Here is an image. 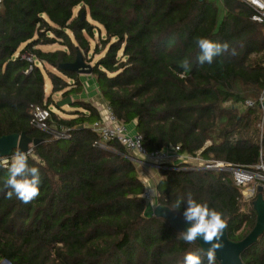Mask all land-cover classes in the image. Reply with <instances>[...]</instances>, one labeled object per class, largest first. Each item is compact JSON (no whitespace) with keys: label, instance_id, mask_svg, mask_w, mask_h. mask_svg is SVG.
Returning <instances> with one entry per match:
<instances>
[{"label":"trees","instance_id":"16d2710c","mask_svg":"<svg viewBox=\"0 0 264 264\" xmlns=\"http://www.w3.org/2000/svg\"><path fill=\"white\" fill-rule=\"evenodd\" d=\"M219 3H0V137L24 133L38 140L29 164L41 172L39 195L25 204L6 196V168L0 166V263L183 264L187 253L201 250L197 241L184 242L183 230L169 219L146 214V189L135 165L117 143L109 144L115 152L96 146L99 137L90 127L98 112L88 101L73 99L82 91L78 75L59 66L74 62L77 52L88 64L97 57L91 75L100 96L119 121L135 122L148 152L179 147L209 162L264 164V111L258 103L264 90V24L253 23L239 0ZM200 38L228 48L212 64L200 65ZM57 44L60 49H44ZM185 59L191 64L186 72L180 66ZM59 92L71 98L68 110L53 100ZM247 100L254 106L241 108ZM35 106L48 110L49 126L68 137L34 129ZM158 173V206L169 209L178 197L191 195L224 214L232 242L254 228L257 197L243 200L228 173L183 164ZM169 210L185 222L182 211ZM240 259L264 264V232ZM202 262L207 264L206 255Z\"/></svg>","mask_w":264,"mask_h":264},{"label":"built area","instance_id":"2783aa9c","mask_svg":"<svg viewBox=\"0 0 264 264\" xmlns=\"http://www.w3.org/2000/svg\"><path fill=\"white\" fill-rule=\"evenodd\" d=\"M2 1L3 0H0V3ZM239 1L250 9V20L253 23L264 24V0ZM22 58L28 62H32V58L27 55H23ZM29 70L26 71V73H28ZM84 87H86V85ZM90 101L89 103L96 109L99 115V120L90 127L92 132L99 137V141L96 143L99 149L115 152L109 144L112 142L117 143L123 148L125 152L124 156L129 159L136 168L138 166L151 167L157 172L168 166H177L179 164H183L187 169L191 170L223 171L230 175L233 185L240 189L243 200L250 201L256 198L259 194V187L262 188L261 195L264 198V164L262 162L252 168H243L221 162H209L200 158L198 154L191 156L185 152L182 153L179 147L148 152L143 147L142 137L136 132L131 133L128 129L129 127L115 117L109 105L102 99L99 92H97V97ZM263 102L264 90L258 98L259 106H261ZM254 104L253 101L247 100L240 107L243 109L250 108L254 106ZM30 116V125L34 129L51 133V127L48 124V110L35 106L31 108ZM67 137L68 136L64 132L60 138ZM206 145H209V143H206ZM10 158L11 156L0 159V166L5 168L3 160ZM143 197L146 201L153 199L150 190H145Z\"/></svg>","mask_w":264,"mask_h":264},{"label":"clouds","instance_id":"9594fccd","mask_svg":"<svg viewBox=\"0 0 264 264\" xmlns=\"http://www.w3.org/2000/svg\"><path fill=\"white\" fill-rule=\"evenodd\" d=\"M199 48L197 62L200 65L212 64L215 57L227 50V44L200 38L196 41ZM180 66L186 71L190 70L191 64L188 59L181 62ZM183 76V73L180 74ZM30 153L16 150L10 159L3 160L6 168L3 187L8 189L6 196H15L23 203H28L39 195L41 184V172L36 166L29 164ZM152 203L155 205L156 201ZM169 209L182 211V216L190 226L186 231L179 233L180 238L186 243H193L201 237L204 242L210 243L205 252L201 248L197 252H189L184 256L183 264H203L202 255H206L207 264H216V250L221 247L220 239L226 228L224 214L207 203H201L191 195L178 197Z\"/></svg>","mask_w":264,"mask_h":264},{"label":"water","instance_id":"95a60500","mask_svg":"<svg viewBox=\"0 0 264 264\" xmlns=\"http://www.w3.org/2000/svg\"><path fill=\"white\" fill-rule=\"evenodd\" d=\"M202 2L203 0H198ZM84 18V14L82 16ZM59 69L78 75H91V65L86 63L82 55L77 52L76 58L72 63L61 64ZM71 98L67 97L57 102V107L70 106ZM264 111V102L260 106ZM262 126H264V114L262 118ZM51 134L60 138L64 132L58 131L55 127H51ZM38 144V140L29 139L24 133L20 135L12 134L0 137V159L11 156V153L16 150H21L30 153L32 149ZM259 194L255 202L256 209V223L251 232L241 241L232 242L228 240L226 231L224 229L223 236L220 239L221 247L216 250V261L219 264H242L240 256L253 245L264 232V198L261 195L262 188H258ZM154 217L167 218L169 221L180 230L186 231L190 226L181 219L175 217L168 208L156 205L152 211ZM197 242L205 252L210 247V243L203 241L201 237L197 238ZM0 264H10L7 260H3Z\"/></svg>","mask_w":264,"mask_h":264},{"label":"crops","instance_id":"0c3cea01","mask_svg":"<svg viewBox=\"0 0 264 264\" xmlns=\"http://www.w3.org/2000/svg\"><path fill=\"white\" fill-rule=\"evenodd\" d=\"M79 76H83V79H84V76H86V75H78V79H79ZM83 79L81 78L80 81L83 82ZM85 80H87V79H85ZM84 90L82 88V91L80 92V94H78L77 96H74V100H76L77 98H79L77 100H83V98H84V99H87L88 102H91L90 100L97 97L96 94H97L98 90H97V85H96L95 80L89 81L88 88L85 91ZM83 96H85V97H83ZM80 98H82V99H80ZM128 127H129L128 129L130 130L131 133L136 132L135 131V122L130 124ZM136 171H137V174L141 177V180L143 181V183L145 185V189L146 188L150 189L151 194L153 196V200L156 201V186H157L158 181H159V173L155 169H153L151 167H145V166H138L136 168ZM156 205H157L156 203H155V205L153 203L151 204L152 211ZM146 211H147V208H146Z\"/></svg>","mask_w":264,"mask_h":264},{"label":"rangeland","instance_id":"374dc122","mask_svg":"<svg viewBox=\"0 0 264 264\" xmlns=\"http://www.w3.org/2000/svg\"><path fill=\"white\" fill-rule=\"evenodd\" d=\"M217 4H218V6L220 7V3H219V0H217ZM87 37V36H86ZM97 37H99V34L97 33V30L95 31V34H94V39L93 40H90V44H91V46H93L94 44H96V42H97ZM61 47H60V45H55V46H52V47H46V48H44L45 50H55V49H60ZM97 58V57H96ZM95 58V59H96ZM254 58V57H253ZM94 59V60H95ZM93 60V61H94ZM93 61L91 62V63H89L91 66H92V64H93ZM87 63V62H86ZM78 75V74H77ZM83 79V76H79V82H80V84H81V86H82V88H83V90L85 89H87L88 88V83H89V81H92V80H94L93 79V77H92V75H86V76H84V79H83V82H81L80 81V79ZM85 79H87V80H85ZM86 85V87H84ZM49 87V86H48ZM84 90V91H85ZM97 95V94H96ZM83 97H85V96H83ZM82 97V98H83ZM82 98H80V99H82ZM64 98H62V94L59 92L58 94H56V95H54V97H53V100L55 101V102H58L59 100H63ZM73 99H74V97H73ZM77 99H79V98H77ZM76 99V100H77ZM83 100H85V101H88L87 99H84L83 98ZM61 108H64V110H68L69 109V106H63V107H61ZM51 109H52V111L54 112V113H56L58 116H61V113L56 109V107H51ZM73 109V108H72ZM259 127V126H258ZM258 129V128H257ZM259 129H260V127H259ZM55 138V137H54ZM138 175V174H137ZM138 177H139V179L141 180V177L138 175ZM159 180H160V174H159ZM142 181V180H141ZM143 182V181H142ZM159 182V181H158ZM144 184V183H143ZM146 190H150V189H146ZM151 192V191H150ZM152 201H153V199H151V200H148V201H146V206H147V211H146V214L147 215H149V214H151L152 213V209H151V204H152ZM150 212V213H149Z\"/></svg>","mask_w":264,"mask_h":264}]
</instances>
